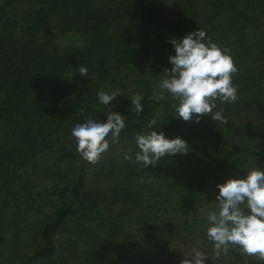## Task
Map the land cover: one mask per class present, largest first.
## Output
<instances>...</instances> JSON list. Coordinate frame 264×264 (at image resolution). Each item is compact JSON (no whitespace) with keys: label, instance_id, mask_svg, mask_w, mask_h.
<instances>
[{"label":"trees","instance_id":"16d2710c","mask_svg":"<svg viewBox=\"0 0 264 264\" xmlns=\"http://www.w3.org/2000/svg\"><path fill=\"white\" fill-rule=\"evenodd\" d=\"M198 29L238 68V99L214 109L227 124L185 122L167 91L153 95L172 67L170 39ZM73 33L82 46L63 43ZM117 89L110 106L99 102ZM109 107L126 127L93 164L72 129ZM153 130L189 151L145 167L135 138ZM255 167L264 171V0H0V264H180L167 252L181 242L213 257L217 185ZM226 255L264 264L235 246Z\"/></svg>","mask_w":264,"mask_h":264},{"label":"clouds","instance_id":"9594fccd","mask_svg":"<svg viewBox=\"0 0 264 264\" xmlns=\"http://www.w3.org/2000/svg\"><path fill=\"white\" fill-rule=\"evenodd\" d=\"M175 48V55L169 57L172 67L165 68V77L158 85L160 91L153 89V95L165 99L167 93L178 104H174L178 117L185 122L199 123L204 115L213 121L227 124L228 119L223 111H214L217 101L235 102L238 99L237 86L233 77L238 73L230 49L221 48L206 31L198 29L185 35L182 39L172 38L169 41ZM78 72L87 77L86 67L79 66ZM124 95L120 89L106 93H97L101 104L109 105L118 96ZM142 95L130 97L137 116L143 111ZM106 119L97 122L91 118L78 123L72 129L76 141V151L86 161L97 163L109 150L108 137L112 143L118 144L120 133L126 127V118L119 112L106 111ZM157 121L152 119L147 127L151 129ZM139 149L135 160L145 167L155 166L166 155L186 154L189 145L180 137L167 138L162 131H151L136 135ZM131 152V148H129ZM124 159L131 161L129 153ZM219 194L216 196L218 205L207 214L209 226L206 228L207 238L213 244L211 259L226 255L230 246L239 247L243 254L264 261V171L255 167L244 177L227 179L217 185ZM209 256L203 251L192 249L191 254L181 264H205Z\"/></svg>","mask_w":264,"mask_h":264},{"label":"rangeland","instance_id":"374dc122","mask_svg":"<svg viewBox=\"0 0 264 264\" xmlns=\"http://www.w3.org/2000/svg\"><path fill=\"white\" fill-rule=\"evenodd\" d=\"M63 43L82 46L84 44V38L79 33H73L69 34ZM51 161H53V158ZM46 162V159H44V161L41 162V165L46 164ZM48 208H53V199H51V202L48 204ZM27 245L29 244L27 243ZM194 248L199 249L195 245H191L189 242H181L173 244L167 254L170 256L169 259H172L175 263L181 264V261L187 258V256L191 254V250ZM205 264H233V261L228 255H221L218 259H214V261L211 257L207 258Z\"/></svg>","mask_w":264,"mask_h":264}]
</instances>
